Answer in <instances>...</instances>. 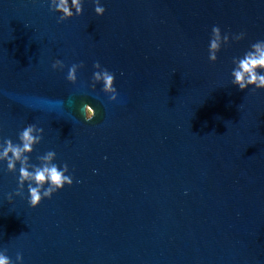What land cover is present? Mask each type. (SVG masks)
Returning a JSON list of instances; mask_svg holds the SVG:
<instances>
[{
	"label": "water",
	"instance_id": "water-1",
	"mask_svg": "<svg viewBox=\"0 0 264 264\" xmlns=\"http://www.w3.org/2000/svg\"><path fill=\"white\" fill-rule=\"evenodd\" d=\"M100 4L102 16L83 0L58 24L48 0H0V144L35 124L29 163L54 151L73 177L32 208L27 183L7 200L19 164L0 161V252L13 264H264V89L231 84L233 58L264 40V0ZM213 26L229 43L210 62ZM97 61L116 101L89 87Z\"/></svg>",
	"mask_w": 264,
	"mask_h": 264
},
{
	"label": "clouds",
	"instance_id": "clouds-1",
	"mask_svg": "<svg viewBox=\"0 0 264 264\" xmlns=\"http://www.w3.org/2000/svg\"><path fill=\"white\" fill-rule=\"evenodd\" d=\"M49 11L59 13L57 23L79 16L82 14L83 0H48ZM94 12L97 16H102L105 8L101 6L100 0H93ZM244 33L232 37L233 41L243 39ZM229 43V35H221L218 26H213L209 38L208 60L215 62L217 53L222 44ZM235 65L231 72V84L237 86L239 90H245L249 86L255 89H264V40L256 41L249 46V49L242 57L233 58ZM64 63L57 59L51 64L53 70H62ZM84 67L83 62L73 63L67 71L66 81L71 84L77 82V71ZM92 73L89 87L95 90L98 83H102L101 91L107 95L109 102L117 100V89L114 87L115 75L107 68H103L97 61L92 65ZM95 109L87 103L83 104L82 115L85 122L91 121L95 116ZM43 129L35 124H29L18 133L19 143H13L11 139H5L0 144V161H6L7 172H15L16 165L19 164L17 188L14 193L7 195V200L12 201L13 195L23 197L24 186L27 183L28 200L30 207L35 208L42 199H50L54 193L61 190L65 185L71 186L73 177L66 173L69 172L68 165L65 163L58 166L54 163L56 153L48 151L44 155L38 156V165L29 163V154L33 151V146L39 144L42 139ZM31 169V170H29ZM45 185H47L45 187ZM22 256L16 254V262L20 264ZM0 264H13L12 260L4 253L0 252Z\"/></svg>",
	"mask_w": 264,
	"mask_h": 264
}]
</instances>
